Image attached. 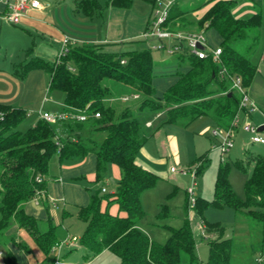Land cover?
<instances>
[{"label":"trees","instance_id":"obj_1","mask_svg":"<svg viewBox=\"0 0 264 264\" xmlns=\"http://www.w3.org/2000/svg\"><path fill=\"white\" fill-rule=\"evenodd\" d=\"M103 1L77 0L76 3L90 17L103 15L108 6L128 8L133 3L132 0ZM148 1L154 8L155 0ZM205 4L209 6L197 23L200 29H214L219 34L220 60L212 56L198 58L187 52L179 54V61L187 59L190 69L176 73V81L163 98L156 95L151 49L118 52L109 50V43L70 44L67 52L54 62L34 55V46L26 50L27 57L15 67L17 77L23 79L31 69L43 68L50 74L49 90L65 93V110L87 108L91 114L100 112V117L90 116L82 122L69 117L58 124L40 118L22 131L18 127L28 116V111L19 106L0 104L3 115L0 118V244L7 245L10 240L25 252L31 251L24 240L8 234L16 225L26 230L47 260L50 259L53 246L61 240L60 225L50 216L45 229L42 228L40 220L27 213L23 204L38 192L46 191V177L54 155L58 154L62 163L70 158H84L90 152L97 156L94 183L105 181L111 164L119 167L120 177L114 192L103 191L104 186L95 191L87 186L90 201L78 207L79 219L86 222L80 244L87 249L89 258L109 250L119 257L120 264H183L185 261L187 264H231L232 237L227 235L224 225L204 218V211L212 206H229L252 215L261 223L264 234V153L250 150L235 161L244 172L252 167L245 181L244 198L232 187L230 164L225 158L221 159L218 168L213 198L196 197L197 211L208 233L209 251L205 262L196 254L195 234L188 219L179 228L168 226L170 235L165 242L150 239L139 227L145 216L141 196L159 179L155 172L137 162L147 140L165 124L187 127L202 116L210 117L218 127L230 128L241 111V94L231 88L228 74L239 75L247 90L258 71V64L252 57L262 37L263 13L256 12L249 18L238 17L234 13L235 0H208ZM184 15V9L175 1L166 25L175 30ZM223 68L228 74L222 73ZM106 79L125 84L133 91L124 95L139 94L137 99H142L137 109L153 112L156 117L160 114L157 120L147 126L149 115L138 117L136 106L111 104L122 101L120 97L124 95L114 97ZM58 125L62 127V134ZM88 127L92 132L105 133L104 138L100 142L94 138L85 139L82 131ZM208 160L206 154L198 157L201 161L198 174ZM114 204L118 206L117 213L111 212ZM164 210L160 212L161 216L167 212L166 206ZM53 261L51 259L49 264ZM16 262L13 251L6 249L5 263Z\"/></svg>","mask_w":264,"mask_h":264},{"label":"rangeland","instance_id":"obj_2","mask_svg":"<svg viewBox=\"0 0 264 264\" xmlns=\"http://www.w3.org/2000/svg\"><path fill=\"white\" fill-rule=\"evenodd\" d=\"M65 1L70 2L73 0ZM101 1L104 3L103 0ZM176 1H178L182 6V9H184L185 15L184 20H178L175 30H201L197 21L202 16V10L206 7L207 4L205 3L208 0H184L185 4H183L180 0ZM132 2V6L128 8L111 6V8H113V13L111 16L110 25H112L114 29L126 28L128 29V33H131L132 35L137 33L140 34L138 36H133L126 39L123 43H109L107 47L111 51L118 52L151 49L154 59V72L156 74L154 81L156 94L159 98H163L165 92L170 87L171 82L169 83V81H172V75L177 71H188L190 69V63L187 59L184 61H179L177 54L169 53L168 49L173 43V40L166 39L164 41L167 44V48H152V44H158L159 42L156 40H145L142 37V33L146 30V25L148 24L149 20L154 17L157 11L158 16L162 14V9L155 7L153 8L152 4L148 0H132ZM108 7L106 9H108ZM235 10V15L241 18H249L256 12H262L264 15V0H235L234 11ZM206 32L209 43L214 46L218 45L219 35L216 33V31L214 29H209ZM261 33L262 37L260 43L252 57L254 62L258 64V71L251 86L247 89V94L249 98L255 103L257 109L254 111L251 109L247 111L241 110L239 112V125L233 136L234 146L227 152L225 156V160L230 164L229 179L232 187L242 198L245 197V181L250 175L252 167H249L248 171L244 172L235 165V161L237 159L243 158L245 156L246 150H250L254 153H264V145L252 143L250 138L251 134L243 127L248 121H251L254 124L264 123V25L261 28ZM105 83L111 87V92L114 96L116 95V88L112 87L113 84L126 87L125 84L116 82L112 79H106ZM131 91L132 90L128 88V92ZM53 94L55 98L56 96H59L61 99H63V102H65V93L62 90H53ZM141 99L138 101L133 100V102L130 100L128 102L115 101L110 103L118 107L122 106L124 103L133 105L134 108L136 106L135 114L138 117L142 118L143 115H149L150 118H155L157 120L158 116L156 117L153 112H143L140 109H137V105L141 102ZM57 105L59 110L50 112L58 113L64 110V108L62 109L63 105ZM34 116L36 115H33V117ZM30 121L31 118L27 116L20 124L18 129L25 131L28 129ZM174 125H176V128H178V142L180 141L182 152H179L176 157L173 153L165 154L163 159L164 161L160 164H151L152 161L148 163L143 160L146 166L153 167V170L155 169V173L159 176V179L156 185L151 189L149 193V199L144 203L143 209L145 211V216L141 220V226L146 232L148 231L149 234H147L152 239L164 242L170 235L168 226L179 228L188 219L195 234L196 254L200 260L202 259V261H206L209 251L207 233L205 232L203 234L202 227H200L202 223L200 215L197 211L196 203L188 204L187 188L192 184V175L190 173L187 175L183 174L180 170L172 171L171 168L176 167L180 169L182 167H187L191 170H194L196 165L201 164V161H198V157L201 154L208 155L209 160L206 166L204 167L203 171L197 175L195 192L196 196L198 197L212 199L215 189L216 175L222 159V150L219 147L220 143L222 142V138L220 136L213 137L211 135L213 130L218 129V126L210 117L207 116L198 118L187 127L177 124ZM169 128L172 127H167L166 130H169ZM184 128H187V130L185 131ZM221 133L223 134V132ZM82 135L85 139H88V141L90 137H97L98 139L100 138V140H102L105 136V133L97 132L93 135L90 128L88 127L85 129V131H82ZM191 135H193V141L190 139ZM87 144L89 145L90 143L87 142ZM196 146L201 148V150H199L201 154L198 153L199 155L197 153H192V151H195ZM140 152H142V150H140ZM151 152L153 153L154 150ZM140 154H138L137 157H139ZM90 156L93 155L89 153L84 158H70L61 163L58 154L54 155L51 158L49 164V170L46 177L47 180H51L53 175H59L58 173L61 166L71 164V166L75 168L81 161H85L86 158H89ZM180 157L184 158L181 160L182 162L178 160ZM188 160L191 161L187 162ZM79 182L84 188L90 186L94 191L102 186H105L108 189V192L116 189L118 184V180L113 171L108 172L104 182H89L87 178H83V180L81 179ZM40 194L41 192H38L34 198L40 200L39 198L42 196L43 199L46 200L44 192L41 195ZM48 199L50 206H52V210L56 212L57 217L56 220L53 221L54 223L58 222V225H60L61 234L62 231H66V236L69 239H72L74 236L78 238V241L74 243L75 248L67 257H65V255L68 249L65 246L61 249L60 257L62 256L64 262H67L68 264H120L119 257L111 251H106L98 254L95 257L89 258L87 249L80 244V238L86 229V222L79 219L78 207L67 205L64 215L63 208L65 200L63 195H53L50 193L48 195ZM165 206L167 212L161 216L160 212L164 210ZM51 217L53 219L52 215ZM204 218L208 222H218L224 225L227 230V235L232 237L233 245L231 264H258L255 261V258L259 257L264 251V234L261 223L258 222L252 215L246 212L236 211L229 206L223 208L212 206L204 211ZM21 232L22 236L20 238L17 230H15V232L10 235H17V238L19 239H27L28 234H26L24 230ZM66 236L62 237L61 239H64ZM8 243H11V245L13 244V250H15L14 252H16L17 255L16 264H25L20 247L13 241L8 240ZM7 248V245L3 243L0 244V264H6L5 254L2 256L1 252H6ZM56 254L57 253L51 252L50 259L46 260L44 264H49L51 259L55 258ZM31 260L34 259L32 258ZM183 264H187L186 261L183 262ZM259 264H264V260Z\"/></svg>","mask_w":264,"mask_h":264},{"label":"crops","instance_id":"obj_3","mask_svg":"<svg viewBox=\"0 0 264 264\" xmlns=\"http://www.w3.org/2000/svg\"><path fill=\"white\" fill-rule=\"evenodd\" d=\"M47 1L48 4L43 8L28 9L20 24H12L5 19L7 6L0 0V104L25 108L28 111V117L31 118L29 126L35 124L40 119V111H57L59 110L57 104L63 105L62 109H65V102H63V99L59 96H56L55 98L53 91L49 90L50 74L43 68L31 69L27 76L23 79L14 74L16 65L24 61L27 57L26 50L30 46H34V55L54 62L57 60L61 47L66 39L69 40L70 44L123 43L126 39L140 34L137 33L132 35L131 33H128V29L126 28L114 29L113 26L110 25L113 13V8H111V6L108 7L109 15L108 9H106L103 15L90 17L83 13L77 6V0L70 2H66L65 0ZM180 1L185 4L184 0ZM208 6L209 4L206 5L201 14L205 12ZM234 12H236V10ZM147 26L148 24L146 27ZM220 41L221 38L219 36L218 45H220ZM176 73L172 75V81H169V83L171 82L170 86L177 79ZM112 87L116 88V95L114 96L112 93V95L116 98L124 94L133 93V91L128 92V87L122 85L113 84ZM131 102H133V100H131ZM1 113L2 112H0V114ZM33 115L36 116L33 117ZM148 120H152V122H154L156 119L149 118ZM173 125L174 124L172 123L165 124L147 140L144 147L141 149V154L139 153L140 155L137 157L138 164L152 171L153 167L146 166L143 160L148 163L152 161L151 164H160L163 163L165 154L173 153L176 157L179 152H182L180 141L178 142V128H176V125ZM167 127L172 128L166 130ZM58 129L62 134L61 125H58ZM184 129L185 131L187 130V128ZM91 133L94 135V133L97 132L91 131ZM98 133H100V131ZM190 139L193 141V135L190 136ZM95 140L97 142L101 141L100 138L98 139L97 137ZM152 150H154L153 153L151 152ZM199 150H201V148L196 146L195 151H191L193 154H201ZM90 153L93 156H90L89 158L87 157L85 161H81L77 167L74 168L71 164L61 166L58 173L59 175H53L51 180H47V188L44 192L46 200L40 196V198L38 197L40 200L33 198L23 204L27 213L40 220L42 228L45 227L48 217L52 215L53 220H56L57 217L56 212L52 210V206L49 204L50 197L48 199V195L50 193L53 195H63L65 200L63 208L64 215L67 205L80 207L89 203L90 192L87 187L84 188L80 184L79 180L81 179L78 178L80 176H84V179L87 178L89 182H93L95 179L97 156L95 152ZM182 159L184 158L180 157L178 160L181 161ZM189 161L191 160H188L187 162ZM110 171H113L118 180L120 177L119 167L116 164H111L109 166V172ZM153 172H155V169ZM104 188L106 187L104 186ZM151 189L143 192L141 196L142 206H144L145 201L149 199ZM115 190L116 189L111 192H114ZM106 191H108L107 188ZM117 211L118 206L117 204H114L111 207V212L117 213ZM55 224H58V222H55ZM139 227L146 234L148 233V231L146 232L141 226V221L139 223ZM200 227H202V230H205L203 223ZM15 230L18 231L20 238L22 236L21 231L24 229L18 228L15 225L9 230L8 234L10 235L14 233ZM24 231L28 234V237L27 239H21L28 244L31 250L30 252H25L20 248L25 264H44L47 260L46 255L39 248L32 236L26 230ZM66 235V231H62L61 238ZM150 239L152 238L150 237ZM7 247V249L13 251L17 258L16 252L13 250V244L11 245V243H8ZM106 251L109 250H104L103 252ZM1 253V255L4 256L5 252ZM70 253L71 251L67 253L65 257H67ZM31 256L34 260H31Z\"/></svg>","mask_w":264,"mask_h":264},{"label":"built area","instance_id":"obj_4","mask_svg":"<svg viewBox=\"0 0 264 264\" xmlns=\"http://www.w3.org/2000/svg\"><path fill=\"white\" fill-rule=\"evenodd\" d=\"M7 6V11L5 13V19L12 24H20L23 16H25L26 12L30 8H43L48 4L47 0H1ZM176 0H155V8H161L162 14L158 16V11L154 15L146 28V30L142 33V37L145 40H156L158 44H152L153 49H164L167 48V44L164 42L166 39L173 40V43L170 45L168 49L171 54H182L187 52L188 54H193L198 58H207L208 56H212L215 60H220V56L222 53V47L220 45H212L209 43L206 35V31L201 29L198 31H186V30H173L169 26L166 25L167 18L169 16L170 9ZM70 43L69 40L66 39L63 43L59 56L64 55L69 49ZM125 62V60H122ZM222 73L228 74L227 70L223 68ZM231 79V88L241 94L240 99V109L241 110H255L257 106L255 103L249 98L247 94L246 88L243 86L242 79L239 75H229ZM139 98V94L133 95H124L120 97L123 102H128L131 99ZM109 100H114V98H109ZM40 118L52 123L58 124L60 121L71 118L74 121H86L90 116L100 117V112H96L91 114L89 110L86 109H71L63 110L58 113H52L50 111H40ZM160 114H158L159 116ZM2 113L0 114V118H2ZM152 121L147 122V125H151ZM239 125V115H237L232 121V126L228 129H224L218 127V129L213 130L211 135L213 137L220 136L222 138V142L219 147L222 150V158L224 159L227 152L234 146V133L236 132ZM264 126L262 124H254L251 121H248L243 126L251 134V142L259 143L264 145V128L260 130V127ZM223 132V134L221 132ZM58 137V136H57ZM59 139V137H58ZM60 140V139H59ZM199 165H196L194 170H191L187 167H182L180 169L176 167H172V171L180 170L183 174H191L192 176V184L188 186L187 192L189 195L190 203L196 202V192L195 187L197 184V175H198ZM40 181L41 178L39 177ZM103 191H106V188H103ZM203 230V234H204ZM78 241V238L74 236L72 239H69L67 236L64 239H61L57 244H55L52 248V253H57L53 264H68L64 262L62 256L60 257L61 249L65 246L68 250L74 246V243ZM264 260V251L263 253L256 258L257 263H261Z\"/></svg>","mask_w":264,"mask_h":264},{"label":"water","instance_id":"obj_5","mask_svg":"<svg viewBox=\"0 0 264 264\" xmlns=\"http://www.w3.org/2000/svg\"><path fill=\"white\" fill-rule=\"evenodd\" d=\"M263 128H264V126H261V127H260V130H262Z\"/></svg>","mask_w":264,"mask_h":264}]
</instances>
